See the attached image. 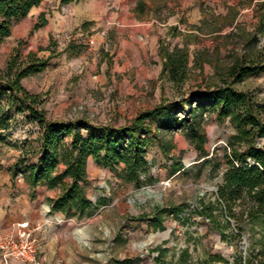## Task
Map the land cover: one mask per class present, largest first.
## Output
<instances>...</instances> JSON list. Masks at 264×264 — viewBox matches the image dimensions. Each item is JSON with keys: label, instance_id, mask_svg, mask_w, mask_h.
<instances>
[{"label": "rangeland", "instance_id": "rangeland-1", "mask_svg": "<svg viewBox=\"0 0 264 264\" xmlns=\"http://www.w3.org/2000/svg\"><path fill=\"white\" fill-rule=\"evenodd\" d=\"M259 2L263 7L257 10ZM106 7V29L93 30L85 22L55 33L46 23L55 21L58 14L68 15L69 10L59 0H44L13 26L0 47V69H5L15 51L23 57L33 52L48 60L45 70L22 84L41 96L51 121L81 119L92 125L119 126L160 104L190 99L184 109L197 107L192 93L216 83L236 55L257 63L264 59V33L254 39L264 16V0H132L121 12L115 0H108ZM36 25L42 26L35 30ZM160 42L170 50L188 49L190 68L182 84L161 74ZM196 54L202 71L193 66ZM235 88L264 109V72ZM179 111L176 116L184 119L185 112ZM12 114L9 128L0 131V188L5 189L12 185L8 177L23 149H36L39 137L38 127L27 122L23 113L12 110ZM204 119L205 149L211 154L226 148L234 132L231 123L219 122L208 112ZM163 121L161 116L153 120L147 137L158 134L163 143L172 140L175 149L165 159L157 140L148 142L152 181L141 186L124 184L118 176L121 165L104 167L94 161L87 169L86 194L98 207L85 211L82 218L51 212L42 217L41 221H49L39 235L42 264H208L209 254L239 264L240 256L248 257L250 240L259 242L263 232L242 223L239 209L232 217L214 207L216 227L194 214L200 198L214 202L220 177H207L208 168H200L201 161L183 130L160 131ZM176 160L189 169L188 174L170 176L169 167ZM15 184L28 185L23 174ZM169 207L179 209L178 216L165 213L164 230H155L150 226L155 212Z\"/></svg>", "mask_w": 264, "mask_h": 264}, {"label": "trees", "instance_id": "trees-1", "mask_svg": "<svg viewBox=\"0 0 264 264\" xmlns=\"http://www.w3.org/2000/svg\"><path fill=\"white\" fill-rule=\"evenodd\" d=\"M43 1L0 0V47L11 36L13 26L25 19ZM77 1L61 0V4ZM262 3L256 5L257 10L263 7ZM41 26L36 25L34 29ZM263 33L264 16L255 29L254 39L257 34ZM159 54L163 59L161 74L170 82L182 84L190 68L188 49L176 46L170 50L160 42ZM47 65L48 60L39 59L33 52L23 57L15 51L5 69H0V131L9 128L14 118L12 110L23 113V118L39 129L38 147L33 151L23 149L11 171L13 181L19 174H23L31 190L43 184L50 190H60L55 200L48 199L50 212L82 218L85 211L98 207L86 194L90 158L104 167L121 165L118 176L124 184L141 186L152 181L146 151L148 142L157 140L165 159H168L170 150L175 149L172 140L163 143L158 140V134L147 137L151 133L152 121L161 116L164 121L159 130H183L184 137L195 149L198 161H201L200 168H208L207 177H220L214 202L207 203L204 198H200L194 214L216 227L218 220L213 213L214 207L223 209L232 217L235 210L239 209L241 222L262 231L263 236L259 242L250 240L248 257L240 256L238 263L264 264V143L261 142L264 140V109L248 93L235 88L248 77L264 72V59L257 63L253 59L249 60L246 55H236L216 83L207 85L203 91L192 93L197 97V107L184 109L185 104L191 102L190 99L178 104H160L119 126L92 125L81 119L51 121L41 96L29 92L22 84L25 78L45 70ZM193 66L201 71L203 69L197 54ZM177 110L185 112L186 117H177ZM206 112L215 115L219 122L228 120L234 130L227 139L226 148H219L211 154L205 149ZM169 173L171 177L176 174L185 175L189 169L182 161L176 160L170 165ZM141 175H144L143 180ZM165 210L155 212L150 223L155 230H164L165 213L178 216L177 208L169 207ZM226 224L230 226L228 221ZM206 262L229 264L219 254L207 255Z\"/></svg>", "mask_w": 264, "mask_h": 264}, {"label": "crops", "instance_id": "crops-1", "mask_svg": "<svg viewBox=\"0 0 264 264\" xmlns=\"http://www.w3.org/2000/svg\"><path fill=\"white\" fill-rule=\"evenodd\" d=\"M107 1L79 0L62 5L69 10V14L64 16L58 14L55 21L51 19L46 25L50 27L51 30L49 31L55 33H63L69 29L79 27L85 22L89 23L93 30L106 29ZM59 2L61 3V0ZM128 4H132V0H115V5L119 7L120 12L125 10ZM46 21L48 20L46 19ZM123 25L124 27L127 26L126 24ZM143 37L145 36L143 35ZM93 163L94 160L90 158L87 167H90ZM8 178L12 182L11 187L8 189L0 188V233L14 229L16 224L21 221L28 220L31 223L41 221L42 217L50 212L48 199L55 200L60 195V190H50L45 184L31 190L29 185L16 186L15 180L13 181L11 176ZM20 187L21 189L18 191ZM41 197H46V200L41 199ZM41 248L40 244V254L42 252Z\"/></svg>", "mask_w": 264, "mask_h": 264}, {"label": "built area", "instance_id": "built-area-1", "mask_svg": "<svg viewBox=\"0 0 264 264\" xmlns=\"http://www.w3.org/2000/svg\"><path fill=\"white\" fill-rule=\"evenodd\" d=\"M49 221L16 224L14 229L0 233V264H42L39 235Z\"/></svg>", "mask_w": 264, "mask_h": 264}]
</instances>
